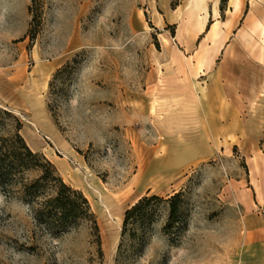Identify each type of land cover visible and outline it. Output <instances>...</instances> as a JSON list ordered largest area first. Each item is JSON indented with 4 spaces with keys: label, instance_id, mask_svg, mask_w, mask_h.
<instances>
[{
    "label": "rangeland",
    "instance_id": "1",
    "mask_svg": "<svg viewBox=\"0 0 264 264\" xmlns=\"http://www.w3.org/2000/svg\"><path fill=\"white\" fill-rule=\"evenodd\" d=\"M155 6L0 0V106L84 192L100 228L99 239L84 223L54 237L21 192L0 194V264H242L243 216L260 211L264 176L251 172L241 125L258 131L264 113L257 97L245 112L242 102L229 113L202 110L196 89H205L185 56L212 57L210 39L187 53L177 24L164 26ZM251 35L264 46V31ZM229 53L240 56L235 44ZM180 190L179 235L164 230L167 210L146 240L123 235L125 212L141 196Z\"/></svg>",
    "mask_w": 264,
    "mask_h": 264
},
{
    "label": "crops",
    "instance_id": "2",
    "mask_svg": "<svg viewBox=\"0 0 264 264\" xmlns=\"http://www.w3.org/2000/svg\"><path fill=\"white\" fill-rule=\"evenodd\" d=\"M150 10L162 17L164 26L167 22L177 24L175 38L187 53L193 47L196 52L210 39L212 57L198 60L195 54L185 56L187 64L195 65L197 83L205 89L204 94L194 85L198 95L205 96L202 110L229 113L242 102L245 112L251 99L257 97L258 111L264 113V46L255 47L251 40V33L264 31V0H226L225 4L222 0H179L175 6L173 0H157V6ZM234 44L240 56L230 55ZM250 122L242 123L241 138L248 145L246 155L253 160L251 172L264 176V116H259L258 131L252 130L256 124ZM255 204L260 211L251 210L243 216L242 264H264V201L258 199Z\"/></svg>",
    "mask_w": 264,
    "mask_h": 264
},
{
    "label": "trees",
    "instance_id": "3",
    "mask_svg": "<svg viewBox=\"0 0 264 264\" xmlns=\"http://www.w3.org/2000/svg\"><path fill=\"white\" fill-rule=\"evenodd\" d=\"M22 126L12 111L0 106V194L21 192L35 221L54 237L84 223L99 239L98 218L87 196L65 181L44 152L31 148ZM185 203L183 190L167 197L141 196L125 212L123 235L146 240L164 210L168 212L164 230L179 235L187 226Z\"/></svg>",
    "mask_w": 264,
    "mask_h": 264
},
{
    "label": "bare ground",
    "instance_id": "4",
    "mask_svg": "<svg viewBox=\"0 0 264 264\" xmlns=\"http://www.w3.org/2000/svg\"><path fill=\"white\" fill-rule=\"evenodd\" d=\"M200 19V18H199ZM150 180V179H149Z\"/></svg>",
    "mask_w": 264,
    "mask_h": 264
}]
</instances>
